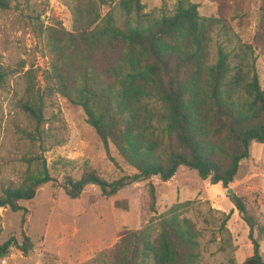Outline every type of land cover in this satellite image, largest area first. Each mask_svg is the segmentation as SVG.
I'll list each match as a JSON object with an SVG mask.
<instances>
[{"label":"trees","instance_id":"trees-1","mask_svg":"<svg viewBox=\"0 0 264 264\" xmlns=\"http://www.w3.org/2000/svg\"><path fill=\"white\" fill-rule=\"evenodd\" d=\"M14 2L0 0V10H10ZM260 2L253 37L244 41L234 31L235 16L203 17L190 0H177L172 14L159 17L146 12L141 0H64L73 30L66 31L61 22L49 30L51 62L43 79L53 84L43 92L36 71L27 69L21 108L40 125L46 97L60 94L84 110L108 154L112 144L135 169L108 181L88 166L81 178H64L70 198H78L88 185L110 197L155 176L167 182L180 167L230 188L252 144H264V88L256 69L257 56L264 57ZM215 35L223 41L216 42L213 59ZM7 80L0 64V89ZM25 160L29 169L20 184L0 193V208L24 215L28 209L20 202L34 199L40 187L54 181L42 155ZM148 187L150 210L156 212V188L151 182ZM233 203L252 244L242 264H264L255 235L263 234L264 226L242 198ZM178 211V205L172 207L157 227L151 222L125 231L118 247L93 264H201L200 230ZM22 236L21 245L13 237L1 244L0 258L13 246L27 255L33 242Z\"/></svg>","mask_w":264,"mask_h":264},{"label":"rangeland","instance_id":"rangeland-1","mask_svg":"<svg viewBox=\"0 0 264 264\" xmlns=\"http://www.w3.org/2000/svg\"><path fill=\"white\" fill-rule=\"evenodd\" d=\"M141 1L145 11L157 17L172 14L177 2ZM190 1L199 5L203 17H215L219 12L235 16V33L244 41L252 39L260 0ZM58 22L72 32L73 15L64 0H15L10 10H0V64L8 73L7 83L0 89V193L20 184L29 169L28 157L42 155L54 178L38 189L34 199L20 202L28 209L25 215L0 208V245L12 237L21 245L23 232L33 242L27 255L13 246L0 264L102 262L118 247L125 231L151 222L157 227L159 217L176 205L179 217L193 220L200 230L201 264H242L252 254L249 227L227 189L202 180L194 170L180 167L167 182L157 176L150 179L156 188V212L150 210L149 182L129 185L110 197L95 185H88L76 199L66 194L64 178L79 179L88 166L108 181L131 175L135 169L112 144L108 154L84 110L60 94L46 97L40 125L21 108L27 69L36 71L43 92L53 84L44 81L43 74L51 62L48 33ZM217 41L223 38L215 35L213 59ZM256 69L264 88L263 56H257ZM230 188L244 200L258 225L264 226V144H252L250 156L241 162ZM255 235L264 258V233L256 231Z\"/></svg>","mask_w":264,"mask_h":264},{"label":"water","instance_id":"water-1","mask_svg":"<svg viewBox=\"0 0 264 264\" xmlns=\"http://www.w3.org/2000/svg\"><path fill=\"white\" fill-rule=\"evenodd\" d=\"M227 193L231 195L233 199L236 198V194L232 188L227 189Z\"/></svg>","mask_w":264,"mask_h":264}]
</instances>
